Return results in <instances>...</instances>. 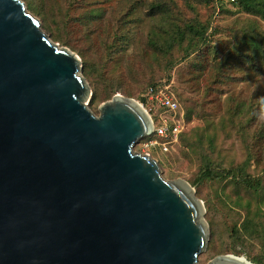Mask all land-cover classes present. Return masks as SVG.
<instances>
[{"label": "water", "instance_id": "water-1", "mask_svg": "<svg viewBox=\"0 0 264 264\" xmlns=\"http://www.w3.org/2000/svg\"><path fill=\"white\" fill-rule=\"evenodd\" d=\"M80 68L0 0V264H198L203 204L133 150L149 114L121 96L93 114Z\"/></svg>", "mask_w": 264, "mask_h": 264}, {"label": "rangeland", "instance_id": "rangeland-1", "mask_svg": "<svg viewBox=\"0 0 264 264\" xmlns=\"http://www.w3.org/2000/svg\"><path fill=\"white\" fill-rule=\"evenodd\" d=\"M21 1L49 40L79 60L93 114L121 96L159 125L173 115L139 96L155 84L178 100L184 119L177 139L148 135L133 150L149 153L165 180L185 181L203 204L207 241L198 264L227 254L264 264V60L259 70L244 68L239 41L243 31L245 40H262L264 19L242 12L237 0ZM186 26L203 38L189 31L169 47L167 37ZM187 45L197 51L186 56ZM212 49L213 58L206 54ZM223 58L229 68L215 75L211 65ZM150 136L157 144L144 147ZM207 167L220 175L206 177Z\"/></svg>", "mask_w": 264, "mask_h": 264}, {"label": "trees", "instance_id": "trees-1", "mask_svg": "<svg viewBox=\"0 0 264 264\" xmlns=\"http://www.w3.org/2000/svg\"><path fill=\"white\" fill-rule=\"evenodd\" d=\"M237 2H239L240 5V9L242 10V12L251 15L253 17H258L260 19H264V0H237ZM192 32L196 35H199L203 38V33L196 30L195 28H191L190 26H186L185 30L183 31H176L175 32V36L171 37L170 35L167 37V41L165 43L168 44L169 47L172 48V46L176 43L177 45H180L181 42L183 41V39H186V34L187 32ZM257 37V34H255L253 37H251L248 40L244 39V31H243V36L242 39L239 40L241 42V45L245 48V52H244V68H246L248 71H256L259 70L261 65V60H264V48L262 47V44H264V38L262 40L260 39H255ZM156 46H163V43H161L160 45L155 44ZM237 48L239 46H236ZM188 51H186V56H189V54L191 53H195L197 50L194 48H189V45L186 46V48ZM189 50H191V53H189ZM202 51V50H200ZM207 51V55H213V57H215L216 55V50L212 49V50H206ZM244 51V50H243ZM205 54H200V60L202 59L201 64L202 67H205ZM227 65V59L223 58L222 60H220L218 62V65H216L215 67H212V69L215 71L214 74L216 75L217 73H219L221 70L225 72H227V68H229V66ZM264 66V65H263ZM264 68V67H263ZM226 77V76H225ZM157 85L153 84L150 85L149 87L146 88L147 89H156ZM145 90V91H146ZM144 91V92H145ZM140 101H147L145 98V94H141V96H139ZM178 102V100H177ZM179 104V102H178ZM180 107V106H179ZM181 107H180V111H181ZM192 111L187 110L186 115L189 117V115L191 114ZM182 116L184 117V112L182 111ZM184 119V118H183ZM182 131V130H181ZM180 131V132H181ZM205 172V176L208 178H213L215 176H219L220 174H218V172L215 170V172H213L211 167H207L204 170ZM237 255V254H236ZM251 262L255 263V264H262L260 261L258 260H251Z\"/></svg>", "mask_w": 264, "mask_h": 264}, {"label": "built area", "instance_id": "built-area-1", "mask_svg": "<svg viewBox=\"0 0 264 264\" xmlns=\"http://www.w3.org/2000/svg\"><path fill=\"white\" fill-rule=\"evenodd\" d=\"M145 98L147 102L151 104V107L156 106L164 108L173 115L171 118H169V120L165 118V116H162L161 119L163 122H161L159 125H154L153 119L151 118L148 110L145 108L152 121V132L150 135H155L159 138H169L176 140L182 129L181 122H183L182 112L180 111V107L176 98L169 94L166 88L161 87L146 90ZM156 144L157 142L155 143L150 136V138L143 143V146L149 148L150 146H155ZM163 148L167 149L166 146ZM144 154L149 153L145 152Z\"/></svg>", "mask_w": 264, "mask_h": 264}, {"label": "bare ground", "instance_id": "bare-ground-1", "mask_svg": "<svg viewBox=\"0 0 264 264\" xmlns=\"http://www.w3.org/2000/svg\"><path fill=\"white\" fill-rule=\"evenodd\" d=\"M221 257L222 258H218L217 260H219V259H231V260H234V261L241 262L243 264H255V263H252L251 261H249L243 255L227 254V255H222Z\"/></svg>", "mask_w": 264, "mask_h": 264}]
</instances>
